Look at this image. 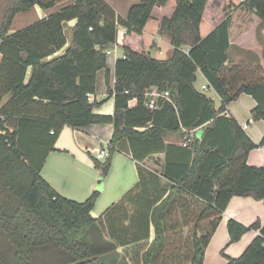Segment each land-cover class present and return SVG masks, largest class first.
<instances>
[{
  "label": "trees",
  "instance_id": "1",
  "mask_svg": "<svg viewBox=\"0 0 264 264\" xmlns=\"http://www.w3.org/2000/svg\"><path fill=\"white\" fill-rule=\"evenodd\" d=\"M166 2L140 0L121 18L104 0H0V264H203L229 200H264V168L246 163L247 154L264 145V135L256 145L223 115L247 94L256 104L253 119L264 121V82L248 80L245 66L229 61L231 15L200 37L207 0H175L172 15L161 18L158 34L172 47L167 59L125 48L114 65L112 90L107 83L113 116L93 113L99 103L87 95L95 93L99 70L108 82L106 47L118 28L140 35L153 8ZM33 7L53 12L9 34L15 16ZM238 7L264 25V0H243ZM71 21L70 43L54 56L66 46ZM197 73L220 99L218 109L194 88ZM151 90L168 91L172 104L158 101L155 110L147 109L144 92ZM91 124L113 126L103 176L123 139L142 164L137 184L98 218L90 215L96 192L75 202L40 176L63 127ZM197 130L199 138L186 145L163 142L166 134L183 132L184 144ZM157 154L164 155L162 163L147 160ZM250 230L258 235L226 264H264V225L228 220L229 243ZM182 237L187 242L178 244Z\"/></svg>",
  "mask_w": 264,
  "mask_h": 264
},
{
  "label": "crops",
  "instance_id": "2",
  "mask_svg": "<svg viewBox=\"0 0 264 264\" xmlns=\"http://www.w3.org/2000/svg\"><path fill=\"white\" fill-rule=\"evenodd\" d=\"M104 1L121 18H125L128 10L140 2V0ZM242 2L240 0H207L199 25V35L201 38L206 37L224 20L227 14L231 15L234 19L229 30L230 47L227 51L229 61L245 66L248 80L264 82V25L261 24L255 14L238 7ZM174 8L175 0H167L165 6L153 8L151 17L140 35H125V30L121 27L118 28L116 41L106 47L108 82H106L105 70H99L95 75V93L91 95L92 101H89L99 103V106L93 110L95 115L113 116L114 100L113 97H108L107 83L112 90L115 83L114 65L116 60L124 57L125 48L136 53H152L155 55L154 59L158 60L168 58L157 57V55L170 54L172 50L170 42L158 34V29L161 18L170 17ZM32 9L30 10L34 12L33 19L35 20H40L53 11L42 10L38 7ZM24 13L21 12L16 16L22 18ZM74 23L75 21H71L66 25L70 39V29ZM70 39L66 38V46L54 56L63 54L70 43ZM198 79H200L201 84L197 86L195 83ZM193 86L197 91L209 97L216 109L219 108L220 99L208 88L206 80L200 73H197ZM202 87H206L207 90H202ZM209 92L216 96L217 102L208 96ZM134 104L135 100L133 99L129 105L132 107ZM255 105L251 96L241 94L226 106V112L223 115L232 116L242 127L247 137L259 145L264 135V121L253 119L251 111ZM182 134L183 132L166 134L163 137V142L166 145L183 146ZM200 134L201 131L198 130L189 132L190 136H197L198 138ZM112 136V124H91L79 129L64 126L54 144V151L48 154L40 172L41 178L59 196L69 200L83 202L93 192H96L98 196L94 205L100 208L97 211L94 209L91 211L90 215L93 218L101 216L137 184V165H142L131 157L129 143L123 139L116 144L110 157L108 172L103 176L100 165L106 161L107 157L96 160L95 153L105 148L108 150ZM152 158L159 159L162 163L164 155L157 154L147 160ZM246 163L250 167L264 168V145L251 150L247 154ZM230 219L246 227L255 222L264 225V200L257 201L251 197L240 196H234L229 200L205 248L203 264H226L228 258L240 257L246 247L258 235L257 231L250 230L236 242L229 243L227 222ZM150 235L152 238V231H150Z\"/></svg>",
  "mask_w": 264,
  "mask_h": 264
},
{
  "label": "built area",
  "instance_id": "3",
  "mask_svg": "<svg viewBox=\"0 0 264 264\" xmlns=\"http://www.w3.org/2000/svg\"><path fill=\"white\" fill-rule=\"evenodd\" d=\"M243 1V0H240ZM202 90H207L206 87H202ZM88 101H92L91 95H87ZM144 105L149 110H155L157 107L158 101H167L172 104L170 95L168 91H157V90H151V91H145L144 92ZM189 137H184L185 143L183 145H186L187 142L190 141ZM108 156V150L107 148L99 150L97 153H95V159L96 160H102Z\"/></svg>",
  "mask_w": 264,
  "mask_h": 264
},
{
  "label": "rangeland",
  "instance_id": "4",
  "mask_svg": "<svg viewBox=\"0 0 264 264\" xmlns=\"http://www.w3.org/2000/svg\"><path fill=\"white\" fill-rule=\"evenodd\" d=\"M33 10V9H32ZM32 10H28V12L26 11L24 14H23V16H22V18H21V16L19 17V16H15V18H14V20H13V22H12V25H11V27H10V29H9V34H11V33H13V32H15V31H17V30H21V29H23V28H25V27H27V26H29V25H31V24H33L34 22H36L37 20H35V19H33L34 18V15H33V11ZM53 12V11H52ZM65 36H66V38L68 37L69 39H70V33H68L67 32V30L65 31ZM151 55V57L152 58H154V54H152V53H150ZM170 56V54H164V55H162V56H158L157 55V57H162V58H167V57H169ZM201 84V82H200V79H198V81H196V83H195V85H200ZM208 96H210V97H212L213 99H215V101L217 102V98H216V96L213 94V93H211V92H209L208 93ZM98 208H100V207H98V206H95L94 205V210L95 211H97V209ZM93 209H92V211H93ZM183 234H186L187 233V230H183V232H182ZM183 236V235H182ZM182 240H183V244L184 243H186L187 241H185V239H183V237H182V239L181 240H179L177 243L178 244H181L182 243ZM175 246L177 247V244H175ZM185 248L186 247H183V252L185 253Z\"/></svg>",
  "mask_w": 264,
  "mask_h": 264
}]
</instances>
